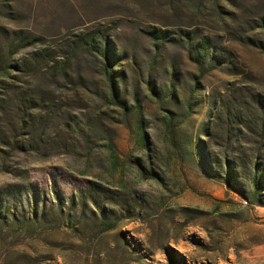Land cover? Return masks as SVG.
I'll return each instance as SVG.
<instances>
[{"label":"rangeland","instance_id":"rangeland-1","mask_svg":"<svg viewBox=\"0 0 264 264\" xmlns=\"http://www.w3.org/2000/svg\"><path fill=\"white\" fill-rule=\"evenodd\" d=\"M262 205L264 0H0V264H264Z\"/></svg>","mask_w":264,"mask_h":264},{"label":"trees","instance_id":"trees-1","mask_svg":"<svg viewBox=\"0 0 264 264\" xmlns=\"http://www.w3.org/2000/svg\"><path fill=\"white\" fill-rule=\"evenodd\" d=\"M162 35H165V34H162ZM152 36L154 37V39H157V40H159V39H163V38H165V36H161V37H159V35L157 36V34H152ZM104 56L106 57V60H108V53H107V51L105 50L104 51ZM113 95H114V92H113ZM232 178V177H231ZM263 207H264V205H262Z\"/></svg>","mask_w":264,"mask_h":264},{"label":"crops","instance_id":"crops-1","mask_svg":"<svg viewBox=\"0 0 264 264\" xmlns=\"http://www.w3.org/2000/svg\"><path fill=\"white\" fill-rule=\"evenodd\" d=\"M259 217H260L261 219H264V207L262 208V211H260V213H259Z\"/></svg>","mask_w":264,"mask_h":264}]
</instances>
